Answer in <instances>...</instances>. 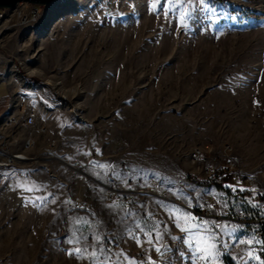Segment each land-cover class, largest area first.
<instances>
[{
    "label": "rangeland",
    "instance_id": "rangeland-1",
    "mask_svg": "<svg viewBox=\"0 0 264 264\" xmlns=\"http://www.w3.org/2000/svg\"><path fill=\"white\" fill-rule=\"evenodd\" d=\"M39 8L42 18L24 27L9 12L2 58L16 63V103L39 109L47 94L63 105L38 138L58 142L72 186L13 208L0 200V264H187L181 237L200 225L175 199L196 206L217 190L190 178L205 180L192 150L230 144L264 174V0ZM153 180L173 194L166 205L128 194Z\"/></svg>",
    "mask_w": 264,
    "mask_h": 264
},
{
    "label": "built area",
    "instance_id": "built-area-1",
    "mask_svg": "<svg viewBox=\"0 0 264 264\" xmlns=\"http://www.w3.org/2000/svg\"><path fill=\"white\" fill-rule=\"evenodd\" d=\"M17 5L15 10L0 9V28L9 21V12H16L19 7L25 8L17 11V25L24 27L37 23L43 16L38 6ZM2 40L3 31H0V58L3 57ZM39 106V109H29L25 103H14L10 111L0 117V177L3 172L21 174L30 165L62 162L57 151L58 142L52 140L48 145L40 146L38 137L48 133L45 119L62 114L63 105L54 103L43 94L39 97ZM76 118H80L79 115L76 114ZM61 120H64L63 116ZM190 157L196 175L206 181H221L224 186L196 206H187L181 199H175L176 203L188 208L198 225L211 222V233L216 236L222 255L230 264H264V174L248 169L230 144H223L220 148L213 144L198 145ZM137 194L168 201L174 197L156 180L148 188L139 189ZM110 197L114 199L117 195ZM77 203L78 207L85 206L79 199ZM223 226L234 227L236 231L225 237L221 234ZM166 249L164 260L172 261L177 251L175 247ZM151 264L165 262L158 257Z\"/></svg>",
    "mask_w": 264,
    "mask_h": 264
},
{
    "label": "crops",
    "instance_id": "crops-1",
    "mask_svg": "<svg viewBox=\"0 0 264 264\" xmlns=\"http://www.w3.org/2000/svg\"><path fill=\"white\" fill-rule=\"evenodd\" d=\"M12 59L0 58V117L6 115L12 105L17 102L19 94L15 91L14 79L16 69V63L12 65ZM61 129L62 125H60ZM60 127L58 130H60ZM51 132V127L48 130ZM65 133V132H61ZM52 141V140H51ZM48 143L42 144L40 146H46ZM67 160V158H65ZM63 159V160H65ZM65 160V161H66ZM71 171H67L66 167H59L57 161L47 162L44 165L36 164L28 166L23 173L11 175L8 172H3L0 177V200L2 207L13 208L15 206H20L21 201L39 199L42 193L57 195L59 187L66 189V187H71L72 183L68 180V177L71 176ZM28 189H31L29 191ZM165 189V188H164ZM81 190L76 191V195L80 196ZM133 198L136 200L139 199V196L136 192H129ZM213 194V193H211ZM141 198V197H140ZM152 199H157L160 201V204L166 205L165 203L170 202V200H163L159 197H153ZM148 199V200H152ZM125 200V199H123ZM142 200H146L143 199ZM15 201H18V204H15ZM150 202V201H148ZM155 202V201H154ZM153 203H148L149 205ZM172 203V202H171ZM154 204V203H153ZM177 204V203H175ZM178 205V204H177ZM181 206V205H179ZM184 207V206H181ZM186 208V207H184ZM189 211V214L192 217L194 222L195 218L193 213ZM154 216V215H153ZM159 218H163L161 214L156 215ZM154 216V217H156ZM155 221V219H154ZM158 221V222H159ZM157 222V221H156ZM190 229V230H189ZM221 234L225 237L235 233L236 229L234 227L223 226L221 228ZM185 234L180 238L181 245L183 248L189 250L188 254L181 258L183 263L187 264H227L226 257L222 255V250L216 241V236L213 235L212 225L209 222L205 226H197L196 229H191V226H186ZM200 240V247H209L211 244H215V248L211 250V255L205 259V253H199L196 251L197 240ZM179 240V239H178ZM207 240V243L204 241Z\"/></svg>",
    "mask_w": 264,
    "mask_h": 264
},
{
    "label": "water",
    "instance_id": "water-1",
    "mask_svg": "<svg viewBox=\"0 0 264 264\" xmlns=\"http://www.w3.org/2000/svg\"><path fill=\"white\" fill-rule=\"evenodd\" d=\"M57 0H0V9L4 10H15L20 3H28L29 5H35L38 7H48ZM63 163L68 164L62 160Z\"/></svg>",
    "mask_w": 264,
    "mask_h": 264
},
{
    "label": "trees",
    "instance_id": "trees-1",
    "mask_svg": "<svg viewBox=\"0 0 264 264\" xmlns=\"http://www.w3.org/2000/svg\"><path fill=\"white\" fill-rule=\"evenodd\" d=\"M190 178L194 181V184H197L199 186H203L204 188L207 187V186H216V188L218 190V189H223V186H224V183L221 182V181H209V182H206L205 180L201 181V180H198V179H194V177H190ZM226 263L230 264L229 260L226 259Z\"/></svg>",
    "mask_w": 264,
    "mask_h": 264
},
{
    "label": "snow or ice",
    "instance_id": "snow-or-ice-1",
    "mask_svg": "<svg viewBox=\"0 0 264 264\" xmlns=\"http://www.w3.org/2000/svg\"><path fill=\"white\" fill-rule=\"evenodd\" d=\"M29 191H31V189H28ZM205 243H207V240H205L204 241ZM197 248H196V251L197 252H199V253H205L206 255H205V259H207L208 258V256H210L211 255V250L213 249V248H215V244L213 243V244H211L209 247H200L199 245H200V240L198 239L197 240Z\"/></svg>",
    "mask_w": 264,
    "mask_h": 264
}]
</instances>
